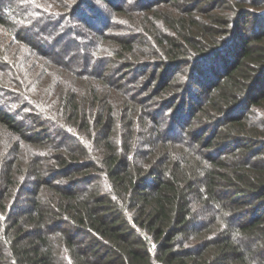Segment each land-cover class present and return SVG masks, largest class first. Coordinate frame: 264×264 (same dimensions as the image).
<instances>
[{
  "label": "trees",
  "instance_id": "trees-1",
  "mask_svg": "<svg viewBox=\"0 0 264 264\" xmlns=\"http://www.w3.org/2000/svg\"><path fill=\"white\" fill-rule=\"evenodd\" d=\"M0 264H264V0H0Z\"/></svg>",
  "mask_w": 264,
  "mask_h": 264
}]
</instances>
